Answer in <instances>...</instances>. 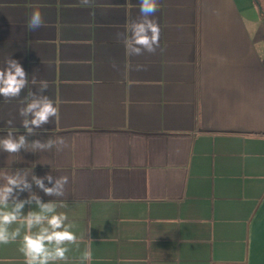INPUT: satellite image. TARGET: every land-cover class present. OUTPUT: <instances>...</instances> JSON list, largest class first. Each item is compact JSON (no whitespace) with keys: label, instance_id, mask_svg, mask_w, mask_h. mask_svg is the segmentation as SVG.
Masks as SVG:
<instances>
[{"label":"crops","instance_id":"crops-1","mask_svg":"<svg viewBox=\"0 0 264 264\" xmlns=\"http://www.w3.org/2000/svg\"><path fill=\"white\" fill-rule=\"evenodd\" d=\"M139 7V0H0V67L11 57L28 74L20 98L0 97V137L12 120L29 143L66 144L0 151V172L25 170L29 182L31 174L69 178L63 197L31 187L41 202H56L79 239V248L66 245V261L52 264H80L89 246L91 264H264L259 5L158 0L160 47L129 57L116 34L130 35ZM37 9L44 26L33 31L27 25ZM41 80L58 115L27 135L20 101ZM14 195L27 200L29 191ZM38 210L31 201L22 214ZM21 238L0 244V264H25Z\"/></svg>","mask_w":264,"mask_h":264},{"label":"clouds","instance_id":"clouds-1","mask_svg":"<svg viewBox=\"0 0 264 264\" xmlns=\"http://www.w3.org/2000/svg\"><path fill=\"white\" fill-rule=\"evenodd\" d=\"M81 4L88 6L91 0H80ZM140 19L133 21L127 29L130 35L117 33V39L123 43L127 56H140L144 53L155 54L160 47V28L152 19L158 11V0H139ZM30 30H37L44 26V19L37 9L32 12L28 22ZM113 67L117 66L115 63ZM137 71L145 70L143 65L136 66ZM36 84L35 78L32 81ZM28 86V74L19 61L11 57L5 60V66L0 67V97L6 101L21 97L22 90ZM49 88L47 80L39 81L38 91H29L20 101L19 116L21 124L27 135H36L37 130L57 117L58 109L53 100L43 93ZM7 134L0 137V151L8 154H18L23 149L30 152L47 151L56 148L62 150L66 146L63 137L47 139L45 141L33 140L29 143L26 135H16L12 128V120H8ZM2 131V130H0ZM29 175L25 170L17 169L15 173L0 172V244L15 242L21 238L22 229H26L21 238L20 252L25 257V264H52L56 261H66L69 248L66 245L74 244L79 248V239L71 230L75 225L68 221L65 213H57L56 202H41L39 196L31 192L32 183L40 188L46 195L63 197L65 186L69 178L67 176L53 177L48 174L44 177ZM45 180L53 186L45 185ZM29 191L27 200H20L14 192ZM11 201V202H10ZM35 201L38 211H29L22 214L26 203ZM18 226L14 229L12 225ZM38 231L33 232L32 229ZM80 264H91L92 250L87 247L80 255Z\"/></svg>","mask_w":264,"mask_h":264},{"label":"water","instance_id":"water-1","mask_svg":"<svg viewBox=\"0 0 264 264\" xmlns=\"http://www.w3.org/2000/svg\"><path fill=\"white\" fill-rule=\"evenodd\" d=\"M255 1L258 3V5H259V10H260V13H261V16H262V18L264 19V10H263V8H262V6H261L259 0H255Z\"/></svg>","mask_w":264,"mask_h":264}]
</instances>
